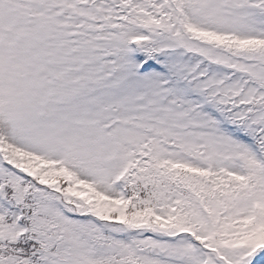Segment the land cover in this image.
<instances>
[{
	"label": "snow or ice",
	"instance_id": "6c2138e0",
	"mask_svg": "<svg viewBox=\"0 0 264 264\" xmlns=\"http://www.w3.org/2000/svg\"><path fill=\"white\" fill-rule=\"evenodd\" d=\"M0 264H264V0H0Z\"/></svg>",
	"mask_w": 264,
	"mask_h": 264
}]
</instances>
